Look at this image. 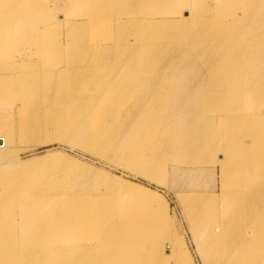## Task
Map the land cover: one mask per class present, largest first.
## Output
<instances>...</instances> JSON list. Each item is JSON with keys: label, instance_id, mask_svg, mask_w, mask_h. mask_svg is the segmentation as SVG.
I'll return each mask as SVG.
<instances>
[{"label": "bare ground", "instance_id": "obj_1", "mask_svg": "<svg viewBox=\"0 0 264 264\" xmlns=\"http://www.w3.org/2000/svg\"><path fill=\"white\" fill-rule=\"evenodd\" d=\"M141 1H93L94 5L100 3L98 8L101 13L94 14L92 20L90 18L87 22L77 20L69 29L73 49L68 58L69 63L76 64L86 59L85 53L91 50L95 61L91 65L84 63L85 66L78 68L61 67L54 72L52 81L60 90L58 94L50 96V99L46 98V102L50 104L51 111H64V85L60 83H64L65 77L71 86H77L72 92L75 96L84 86L88 88V94L98 90L100 95L96 102H89L86 110L91 114L93 111L99 112V118L92 119L89 124L95 126L99 123L105 130H111L110 122L117 118V123L124 120L117 117V114L121 113L119 109L125 105V99L134 100L135 92L141 93L143 88L149 86L150 99L135 105L137 111L131 123L134 129L125 134L126 148L122 155H129V168L143 175L145 168L140 167L141 161L146 159L147 150L144 147L154 142L174 147L177 151L173 150V156L187 155L188 160H199L195 164H203L205 156L210 160L212 157L216 158L218 153L225 154V157L215 162L220 166L221 174L230 176L239 171L242 176V171H245L248 175H253L246 178L244 187L247 188L246 191L254 189L250 192L254 200L238 204L243 197L248 199L245 193L224 194L225 202L221 207L223 212L219 213L216 208L210 211L207 209L209 206H204L208 200L196 199V204L203 205L206 211L197 216L192 205L186 202V213L188 217H192V228L195 230L194 237L205 249L203 264H264V189L261 188L264 186L255 183L259 178H264V162L257 158L264 148L257 149L253 144L254 141L264 139V107L257 109L264 99V0H212L213 8L216 9L211 8V13H214V20L211 22L209 19L203 22L202 16L197 17L202 12L201 4L205 0H192L195 8L194 13L189 14L192 20L190 23L187 19L180 22L164 19L162 22L152 23L150 20L154 19L146 18L149 15H184V9L176 10L178 0H146L159 5L147 9L141 6ZM83 2L85 0L76 1L77 7L70 11L72 16H78V5L82 6ZM115 5L120 8L118 14L112 13L110 9ZM0 6L4 7V12L0 14H6L7 18L31 19L15 23L21 25V36L26 40L19 42L18 46L7 47L3 43L6 35H12V21H6L5 25L0 26V70L6 69L18 74L17 80L12 75H0V100L7 84L12 83V86H23L24 93L18 96L19 99H26L25 102L32 104L37 100L36 95L31 96V92L36 91L33 80L37 73H20L24 69L22 64L30 66V62H27V53L17 48L31 43L38 48L42 58H46L49 48H55V54L61 53L62 48H57V44H54L58 30L54 25L37 29V32L33 30V18L46 13L44 1L37 6L35 0H2ZM130 10L134 11L135 20L126 17ZM145 12L148 14H143ZM227 16L232 17V20L225 18ZM255 18L257 28L247 27ZM89 29L91 34L85 38ZM38 32H41V38L37 37ZM130 37H133L135 43L131 45V56H126L123 47L129 45ZM15 53L18 54V59L13 57ZM126 60H131L132 63H126ZM20 61L23 63H19ZM104 64L107 67H101ZM110 64L116 68L111 69L108 66ZM128 64L130 68L127 67ZM177 77V83H181L186 77L185 79L191 80V85L183 83L182 86L178 83L177 90L181 92V96L183 91L185 95L180 96L182 101H176L175 110L170 114L168 108L173 102L172 93L177 88V85L175 87L170 83ZM141 97L142 95L140 99ZM250 97L253 98V106L245 101ZM208 100L226 102L224 110L229 113H215L220 108ZM190 105L196 108L193 114L186 111ZM134 108L131 114H134ZM250 109L257 111L251 112ZM236 110L242 112L238 115L230 114ZM73 111L77 112L76 109ZM20 113L27 114L23 110ZM211 114L217 119L212 118ZM175 115L185 123H176L168 118ZM191 115L198 119L190 120ZM26 120L20 126L21 131L27 127L24 124L28 123ZM162 121L164 122L160 123ZM252 121L258 122L257 132L247 140L252 143H246L244 138V146L239 149L240 136L234 135L235 131L242 125H250ZM206 126L225 130L233 126L234 131L229 138L232 141L230 147L228 145L225 150L223 142H226V137L223 133L212 136L208 131L202 130ZM197 128L202 131L194 135ZM90 129V126H86L77 133H84L82 136L86 140L98 142L100 133ZM64 130L67 131L66 128ZM8 138L2 137L1 148L9 146ZM96 145L103 152V145ZM135 145L138 147L134 148ZM73 161V164L82 165ZM41 162L37 161L35 164ZM189 163L191 165L192 161ZM159 165L160 161L152 159L146 171ZM93 175L100 173L95 172ZM105 182L112 187L111 190L106 188L109 193H102L99 197L91 195L87 204H70L64 200L65 206L60 197L35 192L38 203L34 204L35 199L28 191L15 189L10 184H7L6 190L1 188L0 264H64V259L68 257L72 261L66 264H194L184 245L170 237L168 205L158 192L124 179L106 176L103 183ZM16 195L22 196L19 200L21 207L14 212L10 199ZM215 197L212 199L217 202L218 198ZM241 208H252L251 211L254 212L250 217L242 216ZM231 214L235 218H229ZM17 215L19 218H16ZM144 224L147 229L138 232L136 225ZM165 228L167 230L162 235L156 233L158 229ZM167 241L173 245V249L165 256L161 251ZM147 246L150 247L145 250Z\"/></svg>", "mask_w": 264, "mask_h": 264}, {"label": "rangeland", "instance_id": "obj_2", "mask_svg": "<svg viewBox=\"0 0 264 264\" xmlns=\"http://www.w3.org/2000/svg\"><path fill=\"white\" fill-rule=\"evenodd\" d=\"M43 1L46 13H44L43 16L39 15L38 17L33 18V30L34 32L35 30L37 32V29H41L46 26H56L58 32L56 33V42H54V44H57V48H62L63 52L55 54V48H49L47 50L48 55L46 58H42V56L39 55L38 48H35V45H32L31 43H27L24 46H19L20 49L17 48L18 50H22L23 52L25 51L27 53V62H30V66L22 64L24 69H21L20 73L23 72L24 75H33L35 74L34 72L37 73V76L33 80V85L35 86L36 91L33 92V90V93L31 92V96L33 94L36 95L35 98H37V100L33 101L32 104H28V102H25L26 99H19L20 97L18 96L24 93L22 91L23 86H20L19 84H15L13 86L12 83L7 84L4 94L2 95L3 99L1 98L0 100V140L3 141L2 137H9L10 139L8 138L9 146L5 148L0 147V189L2 188L6 190L7 184H10V187L14 185L15 189L30 192V196L34 197V199L36 195L35 192H41L43 195L60 197L62 199V203H64V200H67L70 204H81L82 202L87 204L90 201V198H88L89 196L92 195L91 197H97L98 195L99 197L102 193H109L106 188L110 190L112 189L110 183H103V181L106 179V176L141 184L150 190L158 192L161 198L165 200L166 204L168 205L167 214L170 224L168 225V232L171 235L170 237L174 238V241H179L180 244L184 245L186 251H188L192 256L194 264H203V261H205V249L204 246H202V244H200L199 241L194 237L195 230L192 228V217H188V214L186 213V202H189L192 205L194 214L197 216L204 214V206H209L207 209L210 211L216 208V212H223V208L221 209V207H223L222 203L225 202L223 199L224 194L232 195L239 192L245 193V195L248 196V199L243 197V199H241L238 204H242L243 201L246 200H254L253 195H250V192L254 189L251 188L246 191L247 188L244 187V184L247 182L246 178L249 176L252 177L253 175H248L245 171H242L243 175L241 176V173L238 171L234 174H231L230 176H223L220 171V166L215 164L216 161L225 157V154L223 153H218L216 158L212 157L210 160H208L205 156V160H202L204 161V166L203 164H195V162H199V160H188L189 156L187 157V155L179 154L178 156H173L172 154L175 153L173 150H176L174 147H171L167 144L160 145V143L157 144V142L150 144V146L144 147V149L147 150L146 159L141 161L142 166L140 167L145 168L143 175L137 173L132 168H129V164L127 162L129 155H122L126 148V143L124 140L125 134L127 131L134 129L132 128L131 123L134 119L135 111H137L136 106L150 99L148 96L149 86H147L148 88H143L144 90L141 93L135 92L136 94L134 100H130L129 98L125 99V105H123V107L121 106V109H119L121 113L117 114V117L121 119L124 118V120H122V122L120 121V123H117L119 120L117 118L115 121L110 122V126L112 125L111 130H105L103 125H99V123H97V120L95 121L98 125L91 126V124H89V121H93L92 119L99 118V112L93 111L91 114L90 111L86 110V106L91 101L96 102L100 92L95 90L88 94L86 92L88 91V88L84 86L78 91L77 96H75L72 92L77 86H71L67 77H65L64 83H60L61 85H64V111L60 112L57 111V109L55 111H51L50 104L46 102V100L50 99V96L58 94L60 90L59 86L52 81L53 73L57 72V70H59L61 67L66 68L67 66H73V68H78V66L81 65L85 66L83 65L84 63L91 65L95 61L93 52L88 50V53H85L87 56L86 59L76 64L69 63L68 55L73 49L69 37V29L76 24L77 20L87 22L94 14L98 15L101 13V11L98 8L100 7L99 2L97 3L98 5H94V0H85L82 6L78 5V16H72L70 11L77 7V0H35V3L38 6V4ZM145 1L146 0L141 1V6L144 9L152 6H159L156 2L151 3V1ZM189 1H191L190 5L186 7V5L189 4ZM1 2L2 0H0V4ZM176 7V10L184 9L186 11L184 15L177 16L176 14H170L169 16H145L146 18L154 19V22L150 20L152 23H159L164 21V19H167V21L171 22H180L187 19L188 23H190L192 20L189 14L194 13L195 8L194 3L192 4V0H178ZM211 8L213 10L216 9L213 8L212 0H205L201 4L202 12L197 14V17L199 18L202 16L203 22H205L207 19H209L211 22L214 20V13H211ZM110 9L112 10V13L118 14L120 12L118 5H115L114 7L112 6ZM3 12L4 7L0 6V13ZM134 14V11L130 10L128 11V15L126 17H128L129 20L130 18L135 20L136 18ZM143 14L148 13L145 12ZM225 18H227L229 21L232 20V17L229 16ZM9 20H11L13 23L12 35H6V40H4L3 43H6L7 47H11V45L18 46L19 42H23V40L26 42L25 38L21 36V25L15 23H22L31 19H12L7 18L6 14H0L1 27L5 25L6 21ZM255 20L256 18L252 22L248 23L247 27L257 28ZM111 22H113V20ZM88 33L89 34H85V38L90 36V29ZM5 34L7 33L5 32ZM37 37L41 38V32H38ZM98 39L101 38L98 37ZM129 39V45L123 47V52L126 54V56L132 53L131 45L132 43H135L133 37H130ZM29 51L31 53H28ZM1 53L2 52L0 51V54ZM13 57L15 59L19 58L18 54L16 55V53L13 54ZM125 62L132 63L131 60H126ZM19 63L23 62L20 61ZM105 65L106 64L102 65L101 67H105ZM108 66H110V68L113 70L116 68V66H113V64ZM127 67L130 68V65ZM90 68H92V66ZM90 73L91 72H89V74ZM2 74L12 75L16 80L18 79V74H14V72H11L10 70H0V75ZM185 78L180 81L181 83H178L182 86L184 84L186 85L187 83H189L187 84L188 86L191 85V80L188 77V79ZM175 81H172L170 84L175 87L177 85V88H174L178 93L175 91L172 93L174 95L172 99L173 102L171 103V108H168L170 114H172L173 110H175L174 108L176 107L177 102L180 100L182 101L181 97L185 95L183 91V96H181V92L179 93V90H177L179 87L177 83V81H179L178 77ZM140 94L142 95L141 99ZM251 99L253 98H247L245 101L247 104L253 106L254 104H251ZM208 101L216 104L220 108L215 113H229L224 110V107L227 105L226 102L221 100ZM192 106L193 105H190L186 110L187 112H191V114H193V112L196 110V108ZM129 107L131 108L129 109ZM263 107L264 99L257 109ZM133 108L134 114H131ZM74 109H76L77 112L73 111ZM257 109H250L249 111L254 112L257 111ZM22 110L27 112V114L24 115L20 113ZM233 112L234 111H232L230 114L238 115L242 111L238 112L236 110L235 113ZM212 116V118L217 119L216 116ZM168 118L173 119V122L176 123H185L176 115ZM25 119H27L26 121L28 122L24 123L27 125V127L21 131L20 129L22 128L20 126L23 122H25ZM189 119L196 121L195 119L198 118H194V116L191 115ZM40 120L41 122H39ZM164 121L160 123H163ZM86 126H90L92 130L95 129L96 132L100 133L98 142L95 143L93 140H86V137L82 136L84 133L81 135L77 133V131H82ZM232 127L233 126L225 130L206 126L202 130L208 131L212 136L223 133L226 137V142L223 143L226 147L225 150H227L228 145L230 147L232 144V141H229V138L234 131V128ZM64 128H66L67 131H65ZM202 130L197 128L194 131V135H197L196 133L201 132ZM257 130L258 122L252 121L250 125H242V127H239L237 131H235L234 135L238 134L240 136L241 146L239 149L243 148L244 146V142H242L244 138L246 143H252L251 140L247 141L249 140L248 137L254 136ZM233 141L236 142V140ZM96 144L103 145L104 153ZM253 144L257 149L264 148V139L260 141H254ZM137 147V145L134 146V148ZM237 152L241 153L239 150H237ZM257 158L264 162V150L259 155H257ZM152 159L160 161L161 165L151 171H146V168L152 162ZM73 160H76L82 165L73 164ZM37 161L42 162L40 164H35ZM190 161H192L191 165L189 163ZM229 161H231V159ZM34 164L36 166H34ZM95 172L100 173V175L94 176L93 174H95ZM151 175L154 179L151 178ZM153 175L155 176L153 177ZM255 183L263 184L264 186V178H259L255 181ZM261 188L264 189V187ZM213 196L218 198L217 202L212 199ZM21 198V195L11 197L10 204L14 212H17V209H20L21 205L19 200H21ZM201 198L208 200L206 205L203 206L201 204H196L195 200ZM36 203H38L37 199L34 201V204ZM16 205H18V208ZM65 205L66 203H64V206ZM157 206H159V204H157ZM240 210L242 216L248 215L250 217V214L254 212L251 211L252 208H241ZM16 218H19V216L17 215ZM229 218L233 219L235 217L231 214ZM146 227L147 226L145 224L143 226L136 225L138 232L139 230L142 231L147 229ZM153 230L155 229L153 228ZM166 230L167 228L164 230L158 229L156 233L162 235V233H165ZM148 232H150V228L148 229ZM18 237L24 238L25 235H20ZM164 245V250L161 252L163 255L168 256L171 249H173V245L168 241L165 242ZM149 247L150 246L145 247V250H147L146 248ZM70 261H72V258L68 257L67 259H64V264ZM168 264L173 263L169 262Z\"/></svg>", "mask_w": 264, "mask_h": 264}, {"label": "water", "instance_id": "obj_3", "mask_svg": "<svg viewBox=\"0 0 264 264\" xmlns=\"http://www.w3.org/2000/svg\"><path fill=\"white\" fill-rule=\"evenodd\" d=\"M2 143V140H0V144Z\"/></svg>", "mask_w": 264, "mask_h": 264}, {"label": "crops", "instance_id": "obj_4", "mask_svg": "<svg viewBox=\"0 0 264 264\" xmlns=\"http://www.w3.org/2000/svg\"><path fill=\"white\" fill-rule=\"evenodd\" d=\"M251 167V166H250Z\"/></svg>", "mask_w": 264, "mask_h": 264}]
</instances>
